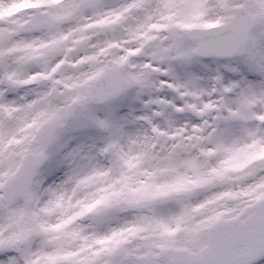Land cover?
I'll return each instance as SVG.
<instances>
[{"label":"snow or ice","instance_id":"6c2138e0","mask_svg":"<svg viewBox=\"0 0 264 264\" xmlns=\"http://www.w3.org/2000/svg\"><path fill=\"white\" fill-rule=\"evenodd\" d=\"M0 264H264V0H0Z\"/></svg>","mask_w":264,"mask_h":264}]
</instances>
